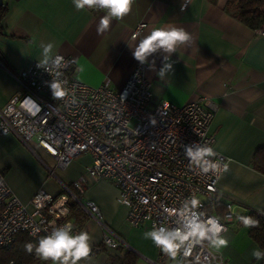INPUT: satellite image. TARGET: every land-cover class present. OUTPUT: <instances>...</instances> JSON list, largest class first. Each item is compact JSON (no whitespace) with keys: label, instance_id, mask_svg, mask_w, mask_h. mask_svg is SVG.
Masks as SVG:
<instances>
[{"label":"crops","instance_id":"obj_1","mask_svg":"<svg viewBox=\"0 0 264 264\" xmlns=\"http://www.w3.org/2000/svg\"><path fill=\"white\" fill-rule=\"evenodd\" d=\"M5 11L0 20V60L9 70H19L38 61L41 42H54L56 53L69 57L76 77L91 86L109 81L120 89L138 61L133 49L153 27L175 24L191 33L193 41L171 57L172 71L160 80L145 64L153 103L168 100L181 104L202 97L217 105L209 124L214 135L213 147L230 159L229 171L220 176L218 188L223 200L232 206L234 218L228 226L230 243L219 252L227 264H250V253L257 244L248 229L236 219L249 212H264V172L257 169V151L264 147V35L258 34L231 13L227 0H136L130 14L113 20L104 34L96 26L101 11H77L72 0H1ZM184 5V11L181 7ZM140 23L144 26L136 37L131 34ZM130 45V46H129ZM155 60L156 71L163 54ZM83 71H79V68ZM17 90L9 72L0 66V108ZM55 160L40 151L39 157L12 133L0 134V171L18 199L26 203L34 192L43 188L57 195L61 183L73 182L89 163L87 155L73 159L66 168L50 175ZM119 192L107 179L87 177L82 203L93 201L100 220L127 245L122 251L95 247L102 242L103 227L79 204L84 221L77 232L92 235L89 264H108L110 256H122L126 249L136 254L135 264H172L159 260L158 250L143 239L148 227L131 228L126 223L127 207L116 204ZM221 215V214H220ZM214 251V250H213ZM216 252V251H215ZM261 262V260H260ZM37 264H50L39 260ZM84 264V262H81Z\"/></svg>","mask_w":264,"mask_h":264},{"label":"built area","instance_id":"obj_2","mask_svg":"<svg viewBox=\"0 0 264 264\" xmlns=\"http://www.w3.org/2000/svg\"><path fill=\"white\" fill-rule=\"evenodd\" d=\"M143 26L138 24L131 36L136 37ZM255 31L264 35V29ZM64 58L69 61L62 70L69 95L62 100L52 98L48 86L51 76L37 67L38 61L13 71L0 60V66L17 84V90L0 108V134H14L37 157L40 151L52 157L54 167L42 163L53 176L55 168L64 169L76 157L87 155L90 161L72 182L73 187L83 194L87 177L113 182L118 199L129 201L130 206L125 205L126 223L131 228L151 229L154 223H171L165 209L179 207L191 195L201 201L199 211L215 215L206 213L205 207L223 200L218 188L220 177L203 176L190 168L184 146L194 142L213 146L214 135L208 128L217 105L202 97L181 104L168 100L153 103L145 65L140 63L120 89H113L108 80L91 86L76 77L72 60ZM0 180V248L10 246L20 232L39 238L47 235L54 226L70 221L68 198L80 201L67 184L60 182L59 194L39 188L23 203L1 171ZM81 203L102 225L105 247L127 248L121 237L101 222L99 208L93 201ZM215 216L228 229L234 218L231 204L225 201L223 213ZM73 231L77 232L74 228ZM157 250L159 260L167 258ZM197 255L202 264H227L220 253L206 246H197L188 259Z\"/></svg>","mask_w":264,"mask_h":264},{"label":"clouds","instance_id":"obj_3","mask_svg":"<svg viewBox=\"0 0 264 264\" xmlns=\"http://www.w3.org/2000/svg\"><path fill=\"white\" fill-rule=\"evenodd\" d=\"M135 2L136 0H72L77 11L96 10L104 13L96 26L98 35L107 32L113 20H122L130 14ZM181 11H184V5ZM192 41L191 33L184 27L169 23L161 27H153L135 47L129 46L133 49L134 59L141 65L147 64L149 70L156 72L158 78L163 80L172 71L173 64L169 62L172 55ZM40 47L42 53L37 67L44 69L51 76L48 86L52 98L62 100L69 95L68 81L63 78L62 71L69 61L54 51V42H41ZM157 53L163 54V63L159 71H156L155 60L149 61V57ZM78 70L83 71V68ZM29 102L34 104L31 99ZM32 114L35 115V112ZM152 123L154 124V121ZM184 154L189 161V167L203 176L212 175L219 178L229 171L232 163L209 144L194 142L185 145ZM2 183L3 181L0 180V184ZM115 203L129 205V201L123 197ZM200 208L201 201L195 195L185 198L180 202L179 207L166 208L165 212L172 218L171 223H154L150 230L143 233V239L150 240L172 264H202L198 255L191 261L188 259L192 257L193 250L197 246H206L219 252L229 246L230 237L227 235V227L221 223L218 216L206 215L199 211ZM236 219L245 229L259 226V221L252 216L237 215ZM73 228L70 221L54 226L38 242L25 243L24 250L28 254L34 253L39 260L50 264H81V262L89 264L92 235L86 230L74 232ZM250 255L257 261L264 260V250L259 247L253 248Z\"/></svg>","mask_w":264,"mask_h":264},{"label":"trees","instance_id":"obj_4","mask_svg":"<svg viewBox=\"0 0 264 264\" xmlns=\"http://www.w3.org/2000/svg\"><path fill=\"white\" fill-rule=\"evenodd\" d=\"M226 6H231L232 15L240 20L242 23L252 28L253 30L264 29V0H227ZM5 11V4L0 3V20ZM259 153L264 157V147L257 151L256 160H260L258 157ZM257 169L264 172V162H257ZM3 174L4 171H1ZM4 175V174H3ZM67 186L76 194L79 193L73 187L72 182L68 183ZM69 207L68 219L72 222L74 229L77 231L80 229L81 224L84 221V216L81 213L80 206L76 200L69 197L67 200ZM225 209V201L214 204H208L205 207V212L208 214L220 215ZM246 216H252L259 221V226L248 229V235L257 246L264 250V212H249ZM39 237H32L25 232H20L16 235L15 240L8 247L0 248V264H8L10 261L13 264H37L39 259L35 254H28L24 250V245L27 242H38ZM104 247L103 242L95 247V251H99ZM123 247L117 249L122 251ZM136 254L126 249L122 256H110L108 264H135ZM260 264H264V260H261Z\"/></svg>","mask_w":264,"mask_h":264},{"label":"rangeland","instance_id":"obj_5","mask_svg":"<svg viewBox=\"0 0 264 264\" xmlns=\"http://www.w3.org/2000/svg\"><path fill=\"white\" fill-rule=\"evenodd\" d=\"M54 172L56 173V175L59 173V172H57V168L54 169ZM82 196H83V194H79V195H78L79 199H82ZM250 264H260V260L257 261V260H255V258H254V259L250 262Z\"/></svg>","mask_w":264,"mask_h":264},{"label":"water","instance_id":"obj_6","mask_svg":"<svg viewBox=\"0 0 264 264\" xmlns=\"http://www.w3.org/2000/svg\"><path fill=\"white\" fill-rule=\"evenodd\" d=\"M0 3H1V0H0ZM81 202L79 201V204H80ZM82 204V203H81ZM129 249V248H128Z\"/></svg>","mask_w":264,"mask_h":264}]
</instances>
